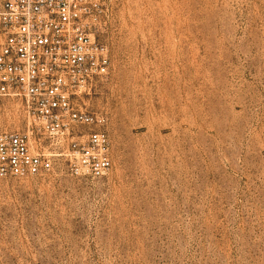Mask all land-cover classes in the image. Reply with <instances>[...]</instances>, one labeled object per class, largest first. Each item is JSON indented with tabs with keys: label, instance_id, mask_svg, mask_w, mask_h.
<instances>
[{
	"label": "rangeland",
	"instance_id": "obj_1",
	"mask_svg": "<svg viewBox=\"0 0 264 264\" xmlns=\"http://www.w3.org/2000/svg\"><path fill=\"white\" fill-rule=\"evenodd\" d=\"M99 38L113 168L0 181V264H264V0H112Z\"/></svg>",
	"mask_w": 264,
	"mask_h": 264
},
{
	"label": "built area",
	"instance_id": "obj_2",
	"mask_svg": "<svg viewBox=\"0 0 264 264\" xmlns=\"http://www.w3.org/2000/svg\"><path fill=\"white\" fill-rule=\"evenodd\" d=\"M111 1L0 0V103L18 102L23 117L0 125V181L112 170L108 118L85 103L111 73L99 38Z\"/></svg>",
	"mask_w": 264,
	"mask_h": 264
}]
</instances>
